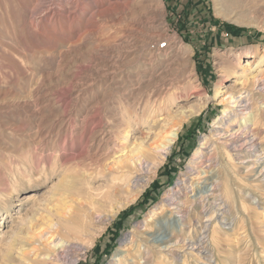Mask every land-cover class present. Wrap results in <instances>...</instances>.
I'll list each match as a JSON object with an SVG mask.
<instances>
[{"label":"rangeland","instance_id":"rangeland-1","mask_svg":"<svg viewBox=\"0 0 264 264\" xmlns=\"http://www.w3.org/2000/svg\"><path fill=\"white\" fill-rule=\"evenodd\" d=\"M141 1L0 0V264H8L4 255L14 233L24 223L27 210L33 211L43 203L42 197L53 188L60 174L46 180H42V171L33 174L30 166L43 162L37 153L39 137L46 136L42 142L53 143L55 151H61L64 138L70 139L68 157L71 150L80 149L79 146L71 149V140H76L77 135L72 136L70 132L75 127H81L84 122L91 127L101 119L106 121L109 111H124L127 102L146 97L151 90L165 98L176 119L195 111L181 119L166 158L154 175H148L146 183L143 180L136 187L134 201L126 202L134 188L123 190L100 216L103 221L95 227L92 242L84 250L71 251L74 264H117L119 256L115 253L119 249L123 252L132 249V239L137 237L139 229H146L153 217L169 216L167 208L176 203L168 206V196L175 194L173 202L178 204L190 200L194 192L182 187L183 183L186 181L188 186L189 181L203 171L220 168L214 161L218 155V159L223 160L221 155L225 154L221 146L229 132L226 125L220 136H215L213 124L223 114V107L230 106L218 104L220 94L239 90L245 106L236 108L238 118L250 112L258 101L264 113V98L258 96L259 92L264 94L261 81L255 86L248 83L241 87L231 60L232 54L246 49L262 54L264 0H160V3L145 0L146 6L140 7ZM38 3L40 7H36ZM44 4L52 6L55 12L43 14ZM163 42L167 44L166 50L157 47ZM20 50L24 51L23 61L13 62L11 59ZM241 60L244 65L246 58ZM190 76L199 93L191 87ZM172 90L175 96L169 95ZM33 111L41 113L32 117ZM85 115L90 118L86 119ZM249 123L241 128L246 132L253 130L256 134L253 140L264 145V119L255 126ZM59 124L62 125L60 130ZM229 127L237 129V122L233 121ZM241 128L234 136L246 134H242ZM202 141L206 143L198 152ZM248 159L250 168L253 165L251 169L255 171L250 179L255 180L257 171L264 165V153L260 161L255 156ZM71 161V164L76 162ZM190 165L194 168L191 173L188 171ZM70 170H74L73 167ZM27 178H35L38 182H30ZM105 181L106 178L92 181V186L99 189ZM248 181L244 180L245 184L242 182L238 187L230 182L235 199L227 197V203L228 211L232 207L229 213L234 215V220L230 225L219 223L216 229L210 228V261L182 253L180 261L176 259L172 263L168 257L166 264H264V187L256 188ZM12 188L16 189L3 193ZM249 190L252 191L250 196L246 194ZM31 191L42 196L34 204L23 199ZM201 193L203 189L194 196V204L188 206L187 203L181 208L187 222L185 235L200 236L201 229L196 222L202 224L204 220L201 218ZM120 200L126 203L119 210L115 205ZM167 217L165 220L170 224ZM16 247L19 245L13 246V252ZM144 259L148 257L143 255L140 261ZM132 264L138 261L134 259Z\"/></svg>","mask_w":264,"mask_h":264},{"label":"bare ground","instance_id":"bare-ground-1","mask_svg":"<svg viewBox=\"0 0 264 264\" xmlns=\"http://www.w3.org/2000/svg\"><path fill=\"white\" fill-rule=\"evenodd\" d=\"M156 1L160 3V0ZM144 2L145 0L141 1V4H143L140 5V7L146 6V3ZM135 5L137 4L135 3ZM75 6L78 7L76 4ZM36 7H40V4L38 3ZM41 10L43 14L55 12L49 4H44ZM41 22L39 21V23ZM157 47L160 50H166L167 44H159ZM22 52L24 51H17L16 55L11 60L13 62H16V60L23 61L24 53ZM178 53H180V51ZM261 53L262 54H256L255 51L246 49L240 53L232 54L233 57L231 60H233V72H235L236 78L239 80L238 83L239 85L241 84V87H244V85L248 83L252 84L251 86H255L257 82L261 81L260 85L263 86L264 89V48H262ZM242 58H246L244 65H242ZM188 80L193 90L198 92L199 88L195 86L196 84H193L195 80H192L191 76ZM138 82H140V80ZM245 87L247 88V86ZM153 91H149L150 93L147 94L146 97H138L139 95H137L138 98L134 99L133 96L134 100L127 102V106L124 111H109V115L107 117L108 120L106 121H104L105 119H101L94 123L91 127L87 126L84 122L81 127H75L74 130L70 132L71 135H77L76 140H71V149H73V147L76 148L77 146H79L80 149H78V151L77 149L74 151L71 150V155L68 157H66V152L68 149V141H70V139L67 140L64 138L62 148L60 149L61 151H55L53 143L49 141L42 142L45 140L44 138L46 136L42 135L43 137H39L36 141L37 145L39 144L37 153L43 158V162L41 165L30 166L33 174H37L39 171H42L44 175L42 180H46L56 173L60 174L57 176L58 179L56 182L54 181L55 184L53 188L48 191V194L45 195V197H42L36 191H31L23 196V199L31 204H34V202L42 197L41 200L43 203L38 207H35L33 211L27 210V216L23 219L24 223H21L14 233V238L11 239L12 243L8 246L9 248L4 255V259L8 260V264H74L75 259L72 256L71 251L84 250V247L92 242L94 235L96 234L95 227H98V225L102 223L103 219H100V216L105 212L106 207L113 200L118 198L123 190H128L131 187L134 188V192L132 193L131 198H129L126 202L134 201L136 198V192L138 191L136 187H139V184L143 180L146 183L148 175H154L156 169L166 158V155L168 154L177 136V130L181 124V119H185L188 115L195 112L192 110L188 115H183L177 117L179 119H176L174 114L169 111V106L165 101V98L160 96V93H154ZM173 91L174 90L170 91L169 95L175 96V92L173 93ZM123 93H125V91ZM166 93H168V91ZM238 93L239 90L224 91L220 94L221 99L218 101V104H222L223 106L230 105L229 107H223V114L216 118L213 124V132L215 133V136H220L222 127L226 125L228 126L227 130L229 132H227L228 134L226 133L227 135L225 136V140L221 146L222 151L225 154L221 155L224 156L223 160L218 159L219 155L215 157L214 162H218L220 164V168L203 171V174L200 173V175H198L199 177L195 180H190L188 186H186V181L183 183L182 187L185 189L191 188L194 192L190 194V200L178 204L177 201L173 202L175 200V194L172 193L173 196H168L166 198L167 200L165 199L168 206L176 203L175 206L172 205L167 208L170 212L169 216L167 217L162 213L164 216L159 215L158 217H153L152 221L149 223L147 222L148 227L146 229H139L140 232L137 231V237L132 239V249L124 252L119 249L115 253V255L119 256L117 264H132L134 259L138 261V264H166V259H168V257L171 259L172 263H175L176 259L179 261L181 260L182 253L185 255L190 254L194 257L197 256L200 257V259L205 257L208 261H210L211 252L208 249L210 228L216 229V225L219 223L221 225H230L234 217V215L229 213L232 207L228 211L229 203H227V197H235L234 191L230 188V182L233 181V184L238 187L242 185L244 180H249L248 182H252L251 186H255L256 188L259 186L264 187V165L257 171V175H255L256 179H253V181L250 177L252 175L254 176L255 171L251 169L253 165L250 168L248 159L251 156H255L258 157L257 161H260L264 153V145L253 140V137L256 135L253 130L246 132L244 128H241L249 122L251 125H258L259 122L264 119V113L262 112V107L259 105V101L258 103L255 101L256 104H253L256 106H252L253 108L250 112H244L247 114L238 118L236 108L245 106V104L242 103L244 98L242 99ZM217 94L219 95V92H217ZM258 96H261V99L264 98V94L261 92L258 93ZM256 99H258V97ZM258 111H260V113H258ZM40 113V111H33L32 117H37ZM88 113L90 112L88 111ZM89 115H85V118H90ZM40 119L41 116L39 117V120ZM233 121L237 122V129L229 127L230 123ZM60 128H62L61 124H59V130ZM240 128L242 134H246L241 137L234 136ZM65 129H67V127ZM57 132L58 131L54 133ZM66 133L67 131L65 130L64 134ZM23 135L26 136L24 133ZM27 140H29V138ZM32 140L35 142L33 138ZM203 140H206L205 136L203 137ZM205 143V141L201 142L202 146L199 148L198 152H201ZM212 156H215L214 153ZM71 160H75L76 162L71 164ZM224 160L225 162H223ZM70 167H73L74 170H70ZM188 168L190 173L191 169H194L192 165L188 166ZM187 175L188 174H186V176ZM187 177L189 178V176ZM105 178L106 181L102 187L99 189L93 188V182ZM27 179H29L30 182H38L35 178L34 180L32 178ZM15 189L12 188L8 192L6 190V192L3 193H10V191ZM202 189L203 193L199 196L202 199L200 204L202 215H200L201 218H204V220L202 224L198 223V221L196 222L199 224V229H201L200 236L198 234L196 236L185 235L183 231L185 223L187 222L183 219L184 215L181 208L184 207V205H187V203H189L188 206L194 204L193 202L196 199L194 196L199 194ZM250 190L246 193L248 196L252 195V191L250 192ZM208 191L213 192L208 193ZM255 192L258 191L255 190ZM241 199L243 200V198ZM126 202H121L120 200L115 207L119 209ZM164 204L165 202L160 205V208H162ZM29 214L31 215L28 216ZM3 216L4 214L2 217ZM166 217L172 224H168V221L166 222ZM188 221L189 227L192 228V222H190V220ZM175 222H177L176 226L173 225ZM22 225L25 226L23 227ZM176 227L178 228L176 229ZM123 241H125V238ZM16 245H19V247H16L13 252V246ZM169 252L170 256H167V253ZM143 255H146V258L148 257V259L140 261ZM204 260L206 261V259Z\"/></svg>","mask_w":264,"mask_h":264},{"label":"built area","instance_id":"built-area-1","mask_svg":"<svg viewBox=\"0 0 264 264\" xmlns=\"http://www.w3.org/2000/svg\"><path fill=\"white\" fill-rule=\"evenodd\" d=\"M162 44H165V42H163V43H160V45H162Z\"/></svg>","mask_w":264,"mask_h":264},{"label":"trees","instance_id":"trees-1","mask_svg":"<svg viewBox=\"0 0 264 264\" xmlns=\"http://www.w3.org/2000/svg\"><path fill=\"white\" fill-rule=\"evenodd\" d=\"M132 207H133V206H132ZM132 207H130V209H131Z\"/></svg>","mask_w":264,"mask_h":264}]
</instances>
